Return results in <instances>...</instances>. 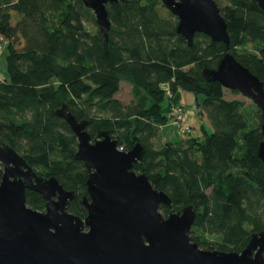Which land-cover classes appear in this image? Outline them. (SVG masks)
<instances>
[{
	"label": "trees",
	"instance_id": "16d2710c",
	"mask_svg": "<svg viewBox=\"0 0 264 264\" xmlns=\"http://www.w3.org/2000/svg\"><path fill=\"white\" fill-rule=\"evenodd\" d=\"M216 2L228 23L230 51L264 82V10L257 0ZM107 8L108 40L99 29H87L86 21L96 18L83 0H0L9 76L0 80V140L40 174L75 191L68 208L84 218L89 172L75 157L76 135L57 115L67 103L79 120H89L93 139L107 130L124 151L137 142L145 146L134 170L172 198V209L160 206L164 215L194 206L190 236L201 248L242 251L254 232L264 231V163L258 157L264 136L241 101L226 99L220 82L201 76L204 68L217 67L226 44L196 33L189 46L162 0H119ZM122 82L132 85L130 103L117 97ZM179 89L196 96L212 130L163 143L160 131ZM26 198L45 210L39 193L27 189Z\"/></svg>",
	"mask_w": 264,
	"mask_h": 264
},
{
	"label": "water",
	"instance_id": "95a60500",
	"mask_svg": "<svg viewBox=\"0 0 264 264\" xmlns=\"http://www.w3.org/2000/svg\"><path fill=\"white\" fill-rule=\"evenodd\" d=\"M119 0H83L95 15L106 40L112 21L107 8ZM177 18V33L189 46L196 33L224 42L227 52L202 78L220 82L251 98L261 115L264 136V82L242 64L231 49L228 23L216 0H162ZM264 10V0H257ZM77 138L75 157L88 169L87 215L72 213L75 197L55 176H43L6 141L0 140V264H264V231L254 232L242 251L203 249L192 241L197 211L193 205L164 215L172 198L156 189L146 173L134 170L146 153L137 142L127 151L107 130L93 139L88 119L79 120L67 103L57 109ZM264 163V139L258 147ZM39 193L45 210L29 206L26 190Z\"/></svg>",
	"mask_w": 264,
	"mask_h": 264
},
{
	"label": "rangeland",
	"instance_id": "374dc122",
	"mask_svg": "<svg viewBox=\"0 0 264 264\" xmlns=\"http://www.w3.org/2000/svg\"><path fill=\"white\" fill-rule=\"evenodd\" d=\"M13 16H14V19L12 20V23L15 24L18 16L15 12H13ZM85 24H86L87 29L90 30L91 32H94V31L99 29L97 23L94 20H92L91 18L88 21H86ZM23 45H24L23 41H20L19 43L16 44V47L20 49L23 47ZM250 49H252V48H250ZM6 79H9V76L7 73L6 52H3L0 55V80H6ZM181 91L183 92V98L185 101H187L188 95L192 96L191 94H187V92L183 89H179L177 91V93L180 94ZM224 92H225V98L226 99H228V100H239L243 103L244 109H246V111L248 112V115L251 117V124L252 125L256 124L257 122H259V123L262 122V121H260V117L257 115L258 107L251 98L244 96L240 92H238V93L234 92L233 90H230L228 88H225ZM117 97L120 98L124 103H130L133 100L132 85L127 83V82H122L121 89H120V92L118 93ZM181 99L182 98L180 95L177 105H179V103H182ZM168 100L166 99L164 101V104H167ZM62 103H64V102H62ZM196 111H197V105L194 103V106L191 108V112L190 111L189 112L195 113ZM202 111L203 110L201 108L198 109V114H197L198 116L196 115L197 120L194 121V127H192V131L185 133V134H182L180 132V129H179L177 123L175 122V119L170 118L168 123L167 124L165 123V125H164L165 126L164 130L166 132L165 133L166 140L167 141H178V140H185L190 136H192V137L202 136L203 130H202L201 124H206L209 121L207 116ZM173 112L175 114V107H173V109H172V113ZM259 114H260V112H259ZM203 120H205V121H203ZM174 123H176V124H174ZM211 130H212V127H211ZM161 141L164 143V137H162V136H161ZM159 144H160V142L157 140L156 145H159ZM37 171H38V169H37Z\"/></svg>",
	"mask_w": 264,
	"mask_h": 264
},
{
	"label": "crops",
	"instance_id": "0c3cea01",
	"mask_svg": "<svg viewBox=\"0 0 264 264\" xmlns=\"http://www.w3.org/2000/svg\"><path fill=\"white\" fill-rule=\"evenodd\" d=\"M167 89V88H166ZM187 92V94H191L192 96H190V95H188V99H187V101H185L184 100V98H183V92L181 91L180 92V95H181V101H182V103H179V105H182V106H184L185 107V109L187 110V112H188V114H187V119H188V122L191 124V126L192 127H194V121L195 120H197V117H196V115L198 114V109H200V106L198 105V103H197V98H196V96L193 94V93H191V92H189V91H186ZM201 99V98H200ZM194 103L197 105V111L195 112V113H190L191 112V108L194 106ZM190 111V112H189ZM174 116H175V114H174V112L172 113H170L169 114V119L170 118H174ZM198 116V115H197ZM169 119H168V121H169ZM168 121H167V123H168ZM203 121H205V120H203ZM202 121V122H203ZM166 123V124H167ZM174 124H176V123H174ZM165 125V124H164ZM162 126V128H161V131H160V135L162 136V137H164V143L165 142H173V141H167L166 140V135H165V130H164V128H165V126ZM211 124H210V122L208 121V123H206V124H201V126H202V130L203 131H205L204 130V128L203 127H205L208 131L209 130H211V126H210ZM172 126V125H171ZM192 131V130H191ZM203 131H202V134H203ZM201 134V135H202ZM203 136V135H202ZM198 137H201V136H198Z\"/></svg>",
	"mask_w": 264,
	"mask_h": 264
},
{
	"label": "built area",
	"instance_id": "2783aa9c",
	"mask_svg": "<svg viewBox=\"0 0 264 264\" xmlns=\"http://www.w3.org/2000/svg\"><path fill=\"white\" fill-rule=\"evenodd\" d=\"M4 49H5V41L3 40V38H1L0 39V55L4 52ZM167 94L170 97L173 95V93L171 91H169L168 89H167ZM187 114H188V112L184 106H182V105L175 106L174 119H175V122L177 123V125L180 129V132L182 134L191 132V130H192V126L188 122V119H187ZM118 149L121 151L124 150L123 147H118Z\"/></svg>",
	"mask_w": 264,
	"mask_h": 264
},
{
	"label": "flooded vegetation",
	"instance_id": "af4514ba",
	"mask_svg": "<svg viewBox=\"0 0 264 264\" xmlns=\"http://www.w3.org/2000/svg\"><path fill=\"white\" fill-rule=\"evenodd\" d=\"M1 163V162H0ZM2 164V163H1ZM2 168H3V164H2ZM3 175V174H2ZM43 176H45V175H43ZM46 177H48V176H46ZM1 179V178H0Z\"/></svg>",
	"mask_w": 264,
	"mask_h": 264
}]
</instances>
